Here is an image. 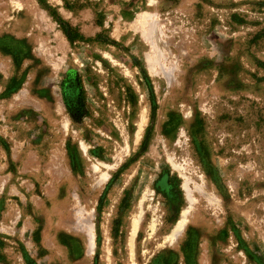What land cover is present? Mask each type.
I'll return each instance as SVG.
<instances>
[{"label":"rangeland","instance_id":"obj_1","mask_svg":"<svg viewBox=\"0 0 264 264\" xmlns=\"http://www.w3.org/2000/svg\"><path fill=\"white\" fill-rule=\"evenodd\" d=\"M0 264H264V0H0Z\"/></svg>","mask_w":264,"mask_h":264},{"label":"bare ground","instance_id":"obj_2","mask_svg":"<svg viewBox=\"0 0 264 264\" xmlns=\"http://www.w3.org/2000/svg\"><path fill=\"white\" fill-rule=\"evenodd\" d=\"M150 1H153V0H150ZM147 16H151V14L150 13H147V12H144L141 15V18H143V19L146 18L147 19ZM184 217H185V212L182 213V218H184ZM182 222H183V219L182 220H179L178 223H177V225L174 227L173 231L171 232V234H169L167 237L173 238L176 235L177 231L179 230V227L182 224ZM129 253H130V255H133L134 254V251H133L132 246L130 247Z\"/></svg>","mask_w":264,"mask_h":264},{"label":"trees","instance_id":"obj_3","mask_svg":"<svg viewBox=\"0 0 264 264\" xmlns=\"http://www.w3.org/2000/svg\"><path fill=\"white\" fill-rule=\"evenodd\" d=\"M74 106H76V105H74ZM74 106H73V107H74ZM79 116H80V115H79Z\"/></svg>","mask_w":264,"mask_h":264}]
</instances>
